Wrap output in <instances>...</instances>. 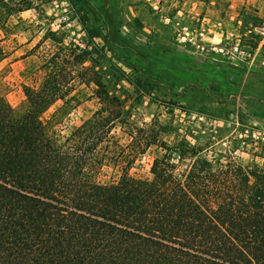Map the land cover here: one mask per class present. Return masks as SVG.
Returning a JSON list of instances; mask_svg holds the SVG:
<instances>
[{"label":"trees","instance_id":"trees-1","mask_svg":"<svg viewBox=\"0 0 264 264\" xmlns=\"http://www.w3.org/2000/svg\"><path fill=\"white\" fill-rule=\"evenodd\" d=\"M37 1L0 0V32ZM85 28V47L47 31L46 74L23 86L20 107L0 94V264H264V150L262 163L244 164L186 137L159 139L89 73L87 59L110 60L93 57L105 47L89 49L101 35ZM7 55L0 41V61ZM75 80L95 83L99 106L61 135L53 127L79 101ZM151 145L163 153L150 176L133 175Z\"/></svg>","mask_w":264,"mask_h":264},{"label":"rangeland","instance_id":"rangeland-1","mask_svg":"<svg viewBox=\"0 0 264 264\" xmlns=\"http://www.w3.org/2000/svg\"><path fill=\"white\" fill-rule=\"evenodd\" d=\"M262 24L264 0H38L0 32L8 53L0 61V94L20 107L23 86L41 83L45 57L54 49L45 38L48 30L85 47V26L92 27L101 36L88 39L89 49L105 47L93 57L105 53L110 61L84 64L127 99L134 121L151 123L168 143L186 137L209 144L202 152L209 157L227 154L244 164L262 163L256 155L264 150V34L257 29ZM73 85L79 101L53 127L61 135L99 106L95 83ZM162 153L151 145L131 173L150 176L152 160ZM188 165L180 162L178 169ZM114 175L108 171L103 180Z\"/></svg>","mask_w":264,"mask_h":264},{"label":"built area","instance_id":"built-area-1","mask_svg":"<svg viewBox=\"0 0 264 264\" xmlns=\"http://www.w3.org/2000/svg\"><path fill=\"white\" fill-rule=\"evenodd\" d=\"M257 29H259V32L264 34V24H262L261 26H258Z\"/></svg>","mask_w":264,"mask_h":264}]
</instances>
